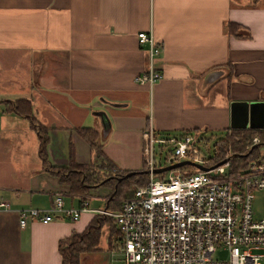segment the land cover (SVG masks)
<instances>
[{"label": "crops", "instance_id": "obj_1", "mask_svg": "<svg viewBox=\"0 0 264 264\" xmlns=\"http://www.w3.org/2000/svg\"><path fill=\"white\" fill-rule=\"evenodd\" d=\"M227 23L236 24L237 37ZM148 30L160 47L153 64L160 78L150 88L134 82L146 65L136 34ZM263 94L264 0H0V203L7 205L0 208V264H59L57 241L110 211L103 190L88 193L75 221L18 227L20 209H46L59 192L63 206L75 208L79 197L42 169L35 130L5 102L28 100L47 144L78 128L98 132L102 112L107 135L125 139L141 158L143 129L224 133L229 103ZM54 152L45 147L48 165L64 166ZM108 237L78 264L117 263V237L112 245Z\"/></svg>", "mask_w": 264, "mask_h": 264}, {"label": "built area", "instance_id": "obj_2", "mask_svg": "<svg viewBox=\"0 0 264 264\" xmlns=\"http://www.w3.org/2000/svg\"><path fill=\"white\" fill-rule=\"evenodd\" d=\"M136 38L139 45H145L146 65L134 82L150 88L160 78L153 65L160 47L150 30L138 32ZM199 133L163 135L150 127L143 129L140 160L148 171L147 180L119 200L115 211H97L113 220L120 254L114 264H264V219H254L251 212L252 194L264 191V161L251 162L228 175V161L212 167L214 164H207L211 159L200 156L196 148ZM256 142L253 137L251 143ZM154 145L158 149L169 146L162 165L155 162ZM181 161L208 169L182 165L151 173ZM62 199L61 193H54L46 209L16 211L18 227L29 220L43 224L53 219L75 221L87 210V196L80 197L75 208L64 207ZM6 207L0 203V208ZM217 247L227 250L226 259L212 257Z\"/></svg>", "mask_w": 264, "mask_h": 264}, {"label": "trees", "instance_id": "obj_3", "mask_svg": "<svg viewBox=\"0 0 264 264\" xmlns=\"http://www.w3.org/2000/svg\"><path fill=\"white\" fill-rule=\"evenodd\" d=\"M236 27V24L227 23L226 30L229 33H234ZM233 35H235V37L238 36L235 33ZM5 103H7V111L26 118L29 121L38 138L37 156L40 160L42 169L57 178L58 185L65 188V193L67 195L80 198L84 195H88L90 189L111 187L113 189V197L118 198L125 195L127 197L131 194L134 185L136 186V183H139L140 180L146 177L144 173H135L126 179H121L119 182H116L115 177L121 176L127 171L116 169L113 163L103 155L101 152V145L96 142L97 132L89 128L75 129V132L79 134L92 152V158L89 162H75L73 147L68 144L66 164L62 167L48 165L45 154V146L48 142L46 129L37 123H33L34 117L32 115L30 102L26 99H18ZM223 135L222 139L215 142L214 155L207 163L208 165L223 160L226 157L225 154L232 155L228 160L226 170L228 175H233L245 169L251 162L264 161V129L227 128ZM253 137L257 138L256 143H251ZM109 169H114L115 171H109ZM107 171L108 173H105ZM109 197H111V195H109ZM110 200L111 199L106 200L105 203L110 204ZM116 207L114 209H109L113 211L116 210ZM98 218L97 216L92 217L84 230L80 233H72L57 241L56 247L59 256V264H78V258L81 253L98 250V225L110 219L105 217Z\"/></svg>", "mask_w": 264, "mask_h": 264}, {"label": "rangeland", "instance_id": "obj_4", "mask_svg": "<svg viewBox=\"0 0 264 264\" xmlns=\"http://www.w3.org/2000/svg\"><path fill=\"white\" fill-rule=\"evenodd\" d=\"M97 132V131H96ZM109 134V133H108ZM56 138L54 139L53 144H46V148L53 147L54 149V157H65L66 159V154H67V145L70 144L74 148V159L75 162L77 163H87L89 162L92 158V152L88 149L87 144L82 140V138L77 134L75 131L70 132L69 135L63 137L61 134H56ZM223 132H200L199 133V139H201L198 144H196V148L199 151L200 156H202L205 159H212L213 158V146L216 141L220 140L223 138ZM256 138V137H255ZM257 139V138H256ZM49 140V139H48ZM123 140L125 139H115L113 140L110 135L106 136L104 140H101L99 138V131L97 132V138L96 142L101 145V150L103 152L105 151L109 156L108 158L120 169L128 171V172H138L142 170V163L140 161V156L138 157L136 153H134L132 150V145L130 146L129 144H126ZM168 150L169 146L166 145L165 148L158 149L157 145H154V159L156 164L162 165L165 160H167L168 157ZM62 151V152H61ZM62 153H64L62 155ZM228 156L229 154H225ZM89 160V161H88ZM66 163V162H65ZM144 170V169H143ZM109 171H115L114 169H109ZM105 173H108L105 172ZM147 180V177L144 179L140 180L139 183H136V186H140L145 183ZM134 185V187H136ZM132 189V188H131ZM130 189V190H131ZM134 189V188H133ZM103 190H107L106 194V200L111 199L108 204L109 208L114 209L119 200L123 199L126 197H113L112 191L113 189L110 188H105V187H99V188H93L88 191L89 194H101ZM60 193V192H59ZM128 193V192H127ZM99 194V195H100ZM111 195V197H109ZM87 196V195H84ZM113 197V198H112ZM95 205H100L101 207L104 206V202H91L90 206H95ZM111 212L115 210H110ZM251 212H252V217L254 219H264V191H256L252 194V199H251ZM98 215L97 217H99ZM105 218H110L107 216H104ZM99 218H103L100 216ZM98 218V219H99ZM104 220V219H103ZM102 227V231L104 233L100 234L99 241H98V247L99 244L102 243V240H105V234L106 236H109V240H111V245L115 242L116 240V232L114 230V224L112 218L107 219ZM101 246V245H100ZM85 253V252H84ZM82 254V253H81ZM81 256H79L80 258ZM212 257L214 259H219V260H224L227 257V250L223 247H217L215 251L213 252Z\"/></svg>", "mask_w": 264, "mask_h": 264}, {"label": "water", "instance_id": "obj_5", "mask_svg": "<svg viewBox=\"0 0 264 264\" xmlns=\"http://www.w3.org/2000/svg\"><path fill=\"white\" fill-rule=\"evenodd\" d=\"M99 122V138L104 140L108 133V120L102 112H96ZM229 128L231 129H264V94L258 99L253 101H233L229 103ZM261 145V144H258ZM232 155H228L223 160L217 162L212 167H216L226 163ZM182 165H189L200 171H206L208 168L199 164L181 161L175 164H170L164 167L156 168L151 171L152 174H160L171 169L180 167ZM135 173L148 174L147 170L138 172H126L121 176L115 177V181L119 182L121 179H126Z\"/></svg>", "mask_w": 264, "mask_h": 264}]
</instances>
